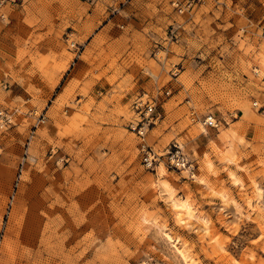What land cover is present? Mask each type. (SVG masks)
Returning <instances> with one entry per match:
<instances>
[{
    "label": "rangeland",
    "instance_id": "obj_1",
    "mask_svg": "<svg viewBox=\"0 0 264 264\" xmlns=\"http://www.w3.org/2000/svg\"><path fill=\"white\" fill-rule=\"evenodd\" d=\"M180 8L0 0V264H264V0Z\"/></svg>",
    "mask_w": 264,
    "mask_h": 264
},
{
    "label": "built area",
    "instance_id": "obj_2",
    "mask_svg": "<svg viewBox=\"0 0 264 264\" xmlns=\"http://www.w3.org/2000/svg\"><path fill=\"white\" fill-rule=\"evenodd\" d=\"M189 1L193 4L199 0H189ZM176 6L178 7V5ZM134 107L139 112V114H142L144 113V111H146L144 117L146 115L152 114L155 109V105H151L148 103L144 104L141 103L140 101L135 103ZM194 117L196 123L201 121L203 125L209 129H219V126L221 124V122H219V120L212 115H207L203 119H199L197 116L193 114V118ZM0 118L5 119L7 123L10 122L9 116L3 114V112H0ZM146 119L147 117H145V120ZM149 125H150V121L145 123L138 122L136 124H132L131 128L133 129V131H136V134L141 139L139 152L141 154L142 164L147 170L152 171L155 169L156 165L160 162V159L163 157V155L156 153L149 145L146 144L145 135ZM165 156L167 157L168 166L174 170L193 171L194 169L193 163L189 158L188 154L185 152L184 147L178 142L173 143L169 147V149L165 153Z\"/></svg>",
    "mask_w": 264,
    "mask_h": 264
},
{
    "label": "bare ground",
    "instance_id": "obj_3",
    "mask_svg": "<svg viewBox=\"0 0 264 264\" xmlns=\"http://www.w3.org/2000/svg\"><path fill=\"white\" fill-rule=\"evenodd\" d=\"M202 0L197 1L196 3H191L189 0H172V4L177 7L176 5H181L180 11L181 13L186 9H190L193 5H197L198 3H200ZM264 70V65L263 68ZM9 119L11 120V116L9 117ZM203 125V123H202ZM204 126V125H203ZM205 127V126H204ZM203 183V182H202ZM259 196L261 197V191L259 192ZM174 201V200H173ZM172 209L175 212V217L176 220L178 221V223L182 224V225H190L191 224V218H195L196 219V215L194 214V209L191 207L190 204L188 203H179L174 201L172 203ZM199 219V218H198ZM202 220V218H201ZM199 221V220H198ZM205 221V220H204ZM202 222V221H201ZM209 223V222H208ZM204 225H206V222L203 223ZM167 239L171 240L172 237H170L168 234H166ZM177 244V243H176ZM175 248V252L177 253V255L179 257H181V259L186 263V264H191L190 261L188 260V256L186 255V253L184 252V250H182L183 248H179L177 247V245L174 247ZM236 263H239L238 260H234ZM192 262V261H191Z\"/></svg>",
    "mask_w": 264,
    "mask_h": 264
}]
</instances>
